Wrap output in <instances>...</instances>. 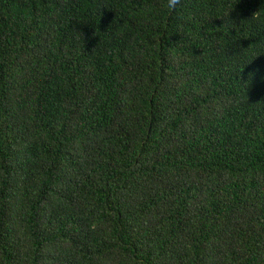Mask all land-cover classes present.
Returning a JSON list of instances; mask_svg holds the SVG:
<instances>
[{
    "label": "trees",
    "instance_id": "1",
    "mask_svg": "<svg viewBox=\"0 0 264 264\" xmlns=\"http://www.w3.org/2000/svg\"><path fill=\"white\" fill-rule=\"evenodd\" d=\"M0 264H264V0H0Z\"/></svg>",
    "mask_w": 264,
    "mask_h": 264
}]
</instances>
